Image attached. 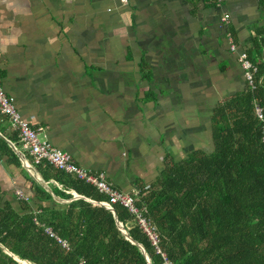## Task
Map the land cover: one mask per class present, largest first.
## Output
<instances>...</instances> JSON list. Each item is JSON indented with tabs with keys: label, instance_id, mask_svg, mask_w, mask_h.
<instances>
[{
	"label": "crops",
	"instance_id": "obj_1",
	"mask_svg": "<svg viewBox=\"0 0 264 264\" xmlns=\"http://www.w3.org/2000/svg\"><path fill=\"white\" fill-rule=\"evenodd\" d=\"M221 12L247 51L264 28L260 0H0L4 90L76 164L125 192L149 187L169 158L213 151L212 110L246 87ZM14 133L0 113V138L16 145ZM18 159L0 153V205L22 213L15 190L59 183Z\"/></svg>",
	"mask_w": 264,
	"mask_h": 264
},
{
	"label": "trees",
	"instance_id": "obj_2",
	"mask_svg": "<svg viewBox=\"0 0 264 264\" xmlns=\"http://www.w3.org/2000/svg\"><path fill=\"white\" fill-rule=\"evenodd\" d=\"M260 4L264 11V0ZM252 43L247 53L261 82L254 90L246 84L212 110L213 151H194L182 162L169 158L155 182L139 186L137 203L146 207V216L158 228L161 252L135 216L114 205L153 264H165V257L172 264H264V114L259 120L254 110L256 104L264 109V28ZM10 140L18 145L15 133ZM0 153L19 164L1 138ZM36 168L45 181L59 185L49 182L48 190L32 180L33 199L22 202V213L8 202L0 205V264H22L6 250L31 264H149L120 230L112 210L72 199L71 191L99 202L108 200L106 195L47 162ZM53 194L72 200L57 202ZM35 218L67 240L70 249L46 234Z\"/></svg>",
	"mask_w": 264,
	"mask_h": 264
},
{
	"label": "built area",
	"instance_id": "obj_3",
	"mask_svg": "<svg viewBox=\"0 0 264 264\" xmlns=\"http://www.w3.org/2000/svg\"><path fill=\"white\" fill-rule=\"evenodd\" d=\"M125 2L126 0H122ZM212 4L216 8L221 7L222 0H211ZM229 23L228 15L225 12L220 13V25L225 29V36L228 42L229 50L236 54V59L242 70L243 78L248 86L254 90L261 82V78H256L257 65L249 58L246 50H238L236 43L234 42L231 31L227 29ZM255 114L259 120H263L264 109L262 106L255 105ZM0 113L4 115L9 123V127L13 130L17 136L18 146H14L24 155V157H31L34 164L41 162H47L54 168L64 171L65 173L85 180L87 183L96 187V189L107 196L108 200L102 201L108 206L113 207L119 203L126 207L128 211L133 214L139 224L140 228L148 235L152 244L156 247L158 252H161L159 248L160 236L157 226L146 216V207L139 206L137 203L140 190L137 189L133 192H125L118 189L112 182H110L104 172H94L79 166L73 160L71 155L63 150L54 147L44 135L43 126H32L26 121L18 110L16 109L14 98L8 95L2 84V77L0 74ZM264 140V130H263ZM16 196L22 202L31 203L32 198L22 190H15ZM39 210H35L38 212ZM35 223L44 228L46 234L56 238L64 248L70 249V245L67 240L61 238L51 226H47L41 223L35 218ZM165 255V254H164ZM165 264H172L166 257Z\"/></svg>",
	"mask_w": 264,
	"mask_h": 264
},
{
	"label": "water",
	"instance_id": "obj_4",
	"mask_svg": "<svg viewBox=\"0 0 264 264\" xmlns=\"http://www.w3.org/2000/svg\"><path fill=\"white\" fill-rule=\"evenodd\" d=\"M9 144H10V146L13 148V150L15 151V153L20 157L21 161H22L23 163L26 162V164L29 166V164H28V162L26 161L24 155H23V154H22V153H21V152H20V151L14 146L13 143H9ZM38 180H39V181H42V183H43V180H42L40 177H38ZM43 185H44L45 187H47L48 190H51L47 184H43ZM72 193H73V198H72V199L84 198V199H86V200H88V201H90V202H93L94 204L101 205V206H105V207L109 208L110 210H112V212H113L114 215H115V218H116L117 224H118L120 230L125 234L126 238L129 239L132 243L137 244V245L140 247V249L142 250L143 254L145 255V257H146L148 263H149V264H153V263H152V260H151V257H150V255L148 254V252H147L146 248L144 247V245L141 244V243H139L138 241H136L135 239H133V238L129 235L128 230L125 228L124 224L119 220L118 215H117V213H116V211H115V208L108 206V205H107L106 203H104V202H99V201L93 200V199H91V198H89V197H86V196H84V195H81V194L77 193L76 191H72ZM55 197H56V196H55ZM72 199H71V200H72ZM71 200L69 199V200H63V201H71ZM6 252L9 253L10 255H13L14 258H15L16 260H18L19 262L23 261V260H21L18 256L14 255L13 253L9 252L8 250H6ZM24 262H26V264H31V263H28V261H23V263H22V262H21V263L24 264Z\"/></svg>",
	"mask_w": 264,
	"mask_h": 264
},
{
	"label": "bare ground",
	"instance_id": "obj_5",
	"mask_svg": "<svg viewBox=\"0 0 264 264\" xmlns=\"http://www.w3.org/2000/svg\"><path fill=\"white\" fill-rule=\"evenodd\" d=\"M23 261H25V260H23ZM23 261H21L22 263H23ZM29 263V262H28ZM24 264H26V262H24Z\"/></svg>",
	"mask_w": 264,
	"mask_h": 264
}]
</instances>
